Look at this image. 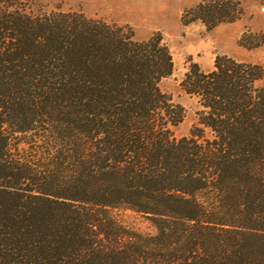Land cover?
<instances>
[{
	"label": "trees",
	"instance_id": "obj_1",
	"mask_svg": "<svg viewBox=\"0 0 264 264\" xmlns=\"http://www.w3.org/2000/svg\"><path fill=\"white\" fill-rule=\"evenodd\" d=\"M248 1L264 6L198 0L182 24L234 23ZM173 69L160 33L0 0V264H264V67L191 63L200 110L179 139Z\"/></svg>",
	"mask_w": 264,
	"mask_h": 264
},
{
	"label": "rangeland",
	"instance_id": "obj_2",
	"mask_svg": "<svg viewBox=\"0 0 264 264\" xmlns=\"http://www.w3.org/2000/svg\"><path fill=\"white\" fill-rule=\"evenodd\" d=\"M30 1L46 12H82L89 18L127 24L138 40L160 33L174 63L172 75L161 81L160 88L185 109L183 121L173 130L177 139L190 135L200 110L197 99L187 95L180 86L191 63H197L203 71H210L216 57L228 56L264 67V43L254 46L259 39L258 34L264 35V6L256 1L245 4L244 14L238 21L211 30L201 22L182 24L184 11L198 0ZM118 218L123 225L140 234L155 233L153 225L135 213H119Z\"/></svg>",
	"mask_w": 264,
	"mask_h": 264
}]
</instances>
